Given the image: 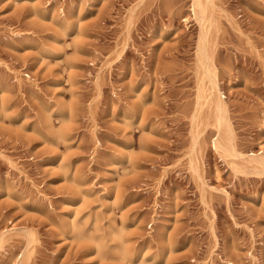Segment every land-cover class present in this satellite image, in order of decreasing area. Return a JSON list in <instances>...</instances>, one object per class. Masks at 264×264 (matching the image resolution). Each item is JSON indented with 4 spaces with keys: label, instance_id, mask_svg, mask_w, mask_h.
I'll list each match as a JSON object with an SVG mask.
<instances>
[{
    "label": "rangeland",
    "instance_id": "1",
    "mask_svg": "<svg viewBox=\"0 0 264 264\" xmlns=\"http://www.w3.org/2000/svg\"><path fill=\"white\" fill-rule=\"evenodd\" d=\"M0 264H264V0H0Z\"/></svg>",
    "mask_w": 264,
    "mask_h": 264
}]
</instances>
